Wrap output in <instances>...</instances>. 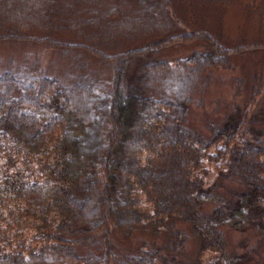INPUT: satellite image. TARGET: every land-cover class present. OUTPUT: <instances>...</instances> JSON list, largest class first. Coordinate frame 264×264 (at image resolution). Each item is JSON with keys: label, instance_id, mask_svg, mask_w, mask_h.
I'll return each instance as SVG.
<instances>
[{"label": "trees", "instance_id": "16d2710c", "mask_svg": "<svg viewBox=\"0 0 264 264\" xmlns=\"http://www.w3.org/2000/svg\"><path fill=\"white\" fill-rule=\"evenodd\" d=\"M161 1L156 16L125 19L107 31L108 40L158 38L113 56L106 127L97 137L88 104H74L92 96L86 73L68 82L45 73L26 86L11 72L0 75V264H244L247 253L226 250V231L250 232L254 242L243 239L242 251L264 253V134H252L262 89L229 109L206 139L182 132L184 119L176 116L189 109L193 81L227 65L231 53L180 21L172 0ZM4 2L9 9L12 3ZM34 10L35 19L0 10V41L58 33L52 0H37ZM194 43L209 50L184 61L193 87L179 101L158 98L161 76L172 67L161 52ZM167 139L174 143L167 158L178 176L176 196L157 186L152 167L162 161L160 140ZM122 206L128 208L123 217L115 213ZM128 219L136 231L126 227ZM121 227L128 228V249L115 239ZM191 239L197 254L186 260ZM206 253L214 255L204 263Z\"/></svg>", "mask_w": 264, "mask_h": 264}, {"label": "rangeland", "instance_id": "374dc122", "mask_svg": "<svg viewBox=\"0 0 264 264\" xmlns=\"http://www.w3.org/2000/svg\"><path fill=\"white\" fill-rule=\"evenodd\" d=\"M4 1L7 0H0V10L3 13L16 17L26 14L31 19L36 18L33 12L37 0H8L12 3L9 9L5 8ZM52 1L60 25L58 33L33 34V38L25 42L15 39L1 40L0 75L11 72L17 75L20 85L26 86L34 83L45 73L47 76L61 77L66 82L75 74L86 73L84 76L93 85L92 96L88 99H77L74 104L79 109L88 104L91 125L95 133L92 135L97 137L106 127L105 112L108 107L110 63L113 61V56L158 38L150 35L137 39L132 35H123L108 40L107 31L111 29V24L125 19L148 20L156 16L164 5L161 0ZM172 6L180 21L189 29L193 30L195 27L206 32L214 43L231 53L227 65L212 68L193 81V99L189 109L184 113L179 111L176 116L178 119H184V122L179 124V129L186 132V135L190 132L195 134V138L206 139L213 124L218 125L229 109L234 105L246 103L250 91L261 88V95L254 110L256 117L252 123V134L254 136L256 132L264 134V0H172ZM21 33H25V30ZM62 44H81L89 47V50L73 53V50L65 46L59 47ZM96 50H100L103 54L97 55ZM207 50L209 47L205 43L167 46L161 52V57L168 59L172 67L163 77L161 76L157 97L178 101L184 97L185 91L187 89L190 91L193 87L191 86L193 82L190 81L191 74L188 73L189 63L184 61L189 60L195 53L199 54ZM45 64L47 66L43 68ZM80 65L85 66L87 70H81ZM130 113H126L127 118ZM125 125L129 130L128 122ZM134 143L135 138H132L128 143L129 147ZM161 143L164 145H159V149L163 151L164 156L160 164L152 163V167L157 168L154 176L158 187L165 185L167 194L176 196L178 176L176 171L171 173L172 168L167 158V154L169 155L173 150L174 143L169 142L168 139L160 140ZM261 146L263 147V144ZM152 156L155 157L156 154ZM152 156L149 154L148 159L153 158ZM203 166L214 171L215 165L207 164V161ZM212 175H209L210 178ZM217 183L220 185L221 181L218 180ZM127 210L126 206H122L116 209L115 213L123 217L127 215ZM130 223V219L125 221L126 227L130 225L129 230L136 231L131 228ZM126 227H121L115 233L119 247H125L124 249L129 248L128 239H125L128 236ZM136 234L140 233L136 232ZM161 237L165 241L167 235ZM251 237L250 232L226 231L224 238L226 250L230 253H247L249 256L244 264H264V253L242 251L246 246L243 239L249 241ZM189 241L186 260L194 258L198 249L193 239ZM252 242L254 241H249L250 244ZM210 255L214 254L206 253L203 258L204 263H207Z\"/></svg>", "mask_w": 264, "mask_h": 264}]
</instances>
